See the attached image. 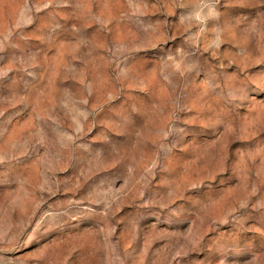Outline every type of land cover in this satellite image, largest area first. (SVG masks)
Instances as JSON below:
<instances>
[{
	"label": "rangeland",
	"instance_id": "rangeland-1",
	"mask_svg": "<svg viewBox=\"0 0 264 264\" xmlns=\"http://www.w3.org/2000/svg\"><path fill=\"white\" fill-rule=\"evenodd\" d=\"M0 264H264V0H0Z\"/></svg>",
	"mask_w": 264,
	"mask_h": 264
}]
</instances>
